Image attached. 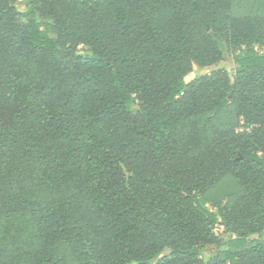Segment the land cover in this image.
Returning <instances> with one entry per match:
<instances>
[{"label": "trees", "instance_id": "obj_1", "mask_svg": "<svg viewBox=\"0 0 264 264\" xmlns=\"http://www.w3.org/2000/svg\"><path fill=\"white\" fill-rule=\"evenodd\" d=\"M17 2L0 0V264H203L210 245L208 264H264V16L233 0ZM226 51L233 80L185 82ZM231 106L241 131L218 122ZM228 176L242 194L210 211ZM19 221L21 250L6 242Z\"/></svg>", "mask_w": 264, "mask_h": 264}, {"label": "rangeland", "instance_id": "obj_2", "mask_svg": "<svg viewBox=\"0 0 264 264\" xmlns=\"http://www.w3.org/2000/svg\"><path fill=\"white\" fill-rule=\"evenodd\" d=\"M31 0H18L16 7L20 12H26L28 9V3ZM233 14L236 16L239 15H261L264 16V0H233ZM40 22L43 26L46 34L51 38H56V33L52 27V20L49 18H42ZM51 26V27H50ZM76 53L80 56H89L91 55L90 49L87 46L79 45L76 48ZM217 68L223 69L228 72L231 80L235 75V70L237 66L233 61V56L229 51H226L223 56V60L215 67L211 68H201L196 65L193 66L192 72L186 76L185 82L189 83L195 80L198 77L209 75ZM138 107L134 106L133 110L136 111ZM219 123L236 125V132L241 131V125L238 124V120L235 116L234 108L231 106L224 109L219 115ZM28 154V160L31 165L36 162V151L31 150ZM242 194V189L239 186L236 179L231 176L225 177L216 187L211 189L204 196V202L206 207L213 212H217V207L222 205H229ZM217 232L222 235L224 228L222 226L217 227ZM31 236L27 226H24L23 222H15L6 237V242L9 246H14L18 250L26 248L31 244ZM252 239H257V237H252ZM264 240V237H263ZM167 254V252L158 256L153 260V264H158V262ZM217 254V248L213 245L206 246L201 252V259L203 264H208L210 260ZM74 264V263H71Z\"/></svg>", "mask_w": 264, "mask_h": 264}, {"label": "crops", "instance_id": "obj_3", "mask_svg": "<svg viewBox=\"0 0 264 264\" xmlns=\"http://www.w3.org/2000/svg\"><path fill=\"white\" fill-rule=\"evenodd\" d=\"M218 69H220V68H217L216 70H218Z\"/></svg>", "mask_w": 264, "mask_h": 264}]
</instances>
